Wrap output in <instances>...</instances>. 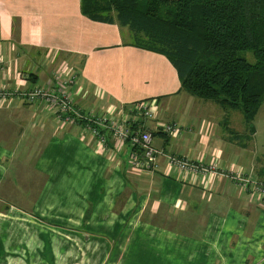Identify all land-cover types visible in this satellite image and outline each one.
Wrapping results in <instances>:
<instances>
[{"label": "crops", "instance_id": "1", "mask_svg": "<svg viewBox=\"0 0 264 264\" xmlns=\"http://www.w3.org/2000/svg\"><path fill=\"white\" fill-rule=\"evenodd\" d=\"M35 87L152 132L157 169L15 93ZM1 90L0 264H264L257 130L239 144L242 129L182 92L170 62L131 46L125 28L87 19L80 0H0ZM137 103L153 118L133 116Z\"/></svg>", "mask_w": 264, "mask_h": 264}, {"label": "trees", "instance_id": "2", "mask_svg": "<svg viewBox=\"0 0 264 264\" xmlns=\"http://www.w3.org/2000/svg\"><path fill=\"white\" fill-rule=\"evenodd\" d=\"M80 10L125 28L131 46L164 56L182 92L253 121L264 101V0H80ZM74 123L106 134L91 121Z\"/></svg>", "mask_w": 264, "mask_h": 264}, {"label": "built area", "instance_id": "3", "mask_svg": "<svg viewBox=\"0 0 264 264\" xmlns=\"http://www.w3.org/2000/svg\"><path fill=\"white\" fill-rule=\"evenodd\" d=\"M75 83V77L72 76L70 79L64 80V85H71ZM2 91V90H1ZM18 97L26 100L30 104H33L40 100H45L47 106L56 109L57 119L62 120L64 123H74L75 119H81L84 121H91L100 127H104L110 131V140L118 144H128L131 148L136 149L134 156L131 159V166L138 170H143L145 172H153L157 169V158L160 157V152L156 151L152 145V132L149 130L138 129L130 131L121 122L125 120H120L113 115V113H105L103 115H93L89 114L87 116H82L79 110H76L73 106L71 98L58 91L57 93H52L44 88L35 87L33 89L19 92H15ZM8 99V94L4 91L0 92V100L6 101ZM133 116L144 117L145 119H152L153 112L150 107L144 103L134 104L130 110ZM108 114V116H106ZM83 117V118H82ZM129 120V119H128ZM127 120V121H128ZM128 122L127 124H129ZM85 132H87L91 137L96 139V144L99 149L106 146V139L100 133L97 132L96 128H91L89 126L82 127ZM160 128V127H159ZM163 132L167 134L175 133V129L172 126L163 125L161 126ZM172 164H175L180 169H185L189 165L182 160H174Z\"/></svg>", "mask_w": 264, "mask_h": 264}, {"label": "rangeland", "instance_id": "4", "mask_svg": "<svg viewBox=\"0 0 264 264\" xmlns=\"http://www.w3.org/2000/svg\"><path fill=\"white\" fill-rule=\"evenodd\" d=\"M240 56L244 57L250 63L253 62V59L249 53H241ZM196 101L203 102V100H199V99H196ZM204 103H207L206 105L210 106L211 110L214 109V107H215L217 109L216 110L217 112L221 111L219 106L214 104V103H211V102H204ZM53 112L57 116L56 109H53ZM221 113L227 114L226 116L222 117L221 121L224 122L226 120L228 127H230L233 130L234 129L238 130L240 128L242 129L245 137H242L238 140L239 144H247V146H248V144H249L248 138L250 137L249 133L251 131L257 130V135L254 136L253 143H252V144H254V155L256 156V158L258 160H260L261 158H264V101L262 102V104H261L260 108L258 109L255 117L253 118V121L250 124L245 123L243 116H242V113L239 110H229L226 112H224L222 110ZM61 122H62V120H61ZM68 124L72 125V123H68ZM104 131H106V134H103L104 138L106 139V142H107V136L109 137L108 143L113 142L112 140L110 141V139H111L110 138V136H111L110 131L106 128L104 129ZM220 132H221L220 135L223 134V135H226V137L232 136V135L226 134L224 132V129L221 127H220ZM249 148H252V146L251 147L249 146ZM239 177H240L241 181L246 179L243 177V175L238 176V179H239Z\"/></svg>", "mask_w": 264, "mask_h": 264}, {"label": "water", "instance_id": "5", "mask_svg": "<svg viewBox=\"0 0 264 264\" xmlns=\"http://www.w3.org/2000/svg\"><path fill=\"white\" fill-rule=\"evenodd\" d=\"M252 132V131H251Z\"/></svg>", "mask_w": 264, "mask_h": 264}]
</instances>
